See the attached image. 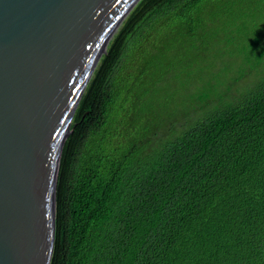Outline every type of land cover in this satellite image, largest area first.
<instances>
[{
	"label": "trees",
	"instance_id": "1",
	"mask_svg": "<svg viewBox=\"0 0 264 264\" xmlns=\"http://www.w3.org/2000/svg\"><path fill=\"white\" fill-rule=\"evenodd\" d=\"M213 1L140 0L109 40L60 153L51 264H264V0L235 3L227 42L221 20L198 22L213 40L183 64L195 74L174 94L171 129L133 142L113 80L133 38Z\"/></svg>",
	"mask_w": 264,
	"mask_h": 264
},
{
	"label": "water",
	"instance_id": "2",
	"mask_svg": "<svg viewBox=\"0 0 264 264\" xmlns=\"http://www.w3.org/2000/svg\"><path fill=\"white\" fill-rule=\"evenodd\" d=\"M140 0H0V264H51L74 113Z\"/></svg>",
	"mask_w": 264,
	"mask_h": 264
},
{
	"label": "rangeland",
	"instance_id": "3",
	"mask_svg": "<svg viewBox=\"0 0 264 264\" xmlns=\"http://www.w3.org/2000/svg\"><path fill=\"white\" fill-rule=\"evenodd\" d=\"M236 2L240 6L239 0L225 2L215 0L202 7L199 14L192 10L188 15L160 25L155 33H150L146 39L144 36L135 37L129 42L127 50L113 70V80L121 91V97L125 99L127 96V100L123 104L120 103V106L125 107L128 112L127 121L136 123V132L132 134L133 142L149 140L155 132L157 123L163 124L165 129L172 128L174 94H180L181 88L184 84L193 81L195 74L191 75L195 70L193 66L188 70L186 77L187 73L183 70V64H190V61L196 57L192 54L208 49L213 40L212 34L203 33L197 29L198 22L205 24L211 20V17H215L221 20V26L217 27L224 29V40L234 37L231 35V30L235 31L241 27V22L238 23L237 20L242 12L235 5ZM207 43H209L208 46ZM202 45L206 47L203 48ZM135 47H140L141 53L136 64H130ZM195 47L199 49L195 50ZM216 50L217 46L213 52ZM229 50V47H223V52ZM166 67L170 71L159 79V82H162L160 88L157 86L158 74ZM176 78L178 79L177 88L173 89L171 82ZM182 104L184 117L189 114L190 109L186 96Z\"/></svg>",
	"mask_w": 264,
	"mask_h": 264
}]
</instances>
